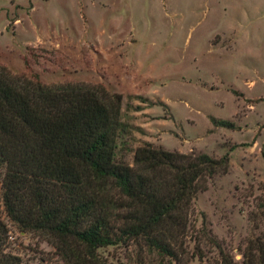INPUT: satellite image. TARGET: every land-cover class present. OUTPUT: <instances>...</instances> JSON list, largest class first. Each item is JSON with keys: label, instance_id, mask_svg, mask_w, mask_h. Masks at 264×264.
Segmentation results:
<instances>
[{"label": "rangeland", "instance_id": "obj_1", "mask_svg": "<svg viewBox=\"0 0 264 264\" xmlns=\"http://www.w3.org/2000/svg\"><path fill=\"white\" fill-rule=\"evenodd\" d=\"M0 67L120 95L118 161L144 143L229 156L192 200L176 260L137 239L99 249L94 264H242L263 235L264 0H0ZM1 218L5 251L23 264H68L51 237Z\"/></svg>", "mask_w": 264, "mask_h": 264}, {"label": "trees", "instance_id": "obj_2", "mask_svg": "<svg viewBox=\"0 0 264 264\" xmlns=\"http://www.w3.org/2000/svg\"><path fill=\"white\" fill-rule=\"evenodd\" d=\"M120 104V95L100 86L46 85L0 67V264H23L5 251L2 215L20 232L51 237L68 264H94L99 249L137 239L178 258L191 202L207 180L227 173L229 156L144 143L130 164L118 161ZM241 256L242 264H264V233L248 240Z\"/></svg>", "mask_w": 264, "mask_h": 264}]
</instances>
